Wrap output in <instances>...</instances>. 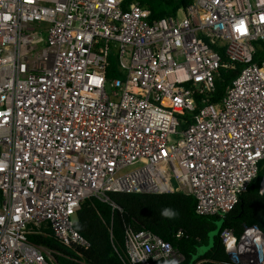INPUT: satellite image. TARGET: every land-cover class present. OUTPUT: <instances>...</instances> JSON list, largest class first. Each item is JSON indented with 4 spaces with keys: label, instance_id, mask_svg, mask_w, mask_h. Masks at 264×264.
Returning a JSON list of instances; mask_svg holds the SVG:
<instances>
[{
    "label": "built area",
    "instance_id": "built-area-1",
    "mask_svg": "<svg viewBox=\"0 0 264 264\" xmlns=\"http://www.w3.org/2000/svg\"><path fill=\"white\" fill-rule=\"evenodd\" d=\"M256 42L264 0H191L161 17L139 0H0V264H59L27 238L46 227L87 248L75 214L108 192L179 191L199 215L230 211L264 159ZM112 50L121 75L108 80ZM236 64L212 101L218 70ZM254 232L221 231L231 264H264ZM124 246L130 264L184 259L144 229Z\"/></svg>",
    "mask_w": 264,
    "mask_h": 264
},
{
    "label": "trees",
    "instance_id": "trees-1",
    "mask_svg": "<svg viewBox=\"0 0 264 264\" xmlns=\"http://www.w3.org/2000/svg\"><path fill=\"white\" fill-rule=\"evenodd\" d=\"M150 9L151 17H161L184 8L191 0H139ZM258 49L254 61L264 60V44ZM224 58V57H223ZM106 78L119 77L116 60L110 53L107 57ZM241 69L220 68L214 78L212 101H218L226 87ZM187 118L186 115L183 116ZM181 127H185L184 124ZM264 175V159L258 163L256 176L245 192L241 193L236 205L223 215H199L195 212V199L182 192L140 193L108 192V201L96 196L86 198L74 218V228L89 243L85 249L64 246L54 237L50 228L38 233H29L27 238L50 248L59 264H130L124 246V232L127 228L144 229L169 241L184 256L178 264H231L220 233L232 229L235 234L243 232L245 226L256 225L264 232V190L261 180ZM164 209L177 213L166 218ZM180 231L177 236L176 233ZM213 232L208 248L197 255L200 246L209 243V233ZM158 264V263H153Z\"/></svg>",
    "mask_w": 264,
    "mask_h": 264
},
{
    "label": "rangeland",
    "instance_id": "rangeland-1",
    "mask_svg": "<svg viewBox=\"0 0 264 264\" xmlns=\"http://www.w3.org/2000/svg\"><path fill=\"white\" fill-rule=\"evenodd\" d=\"M255 45L258 47L259 50L263 48L262 45L258 44V42H256ZM111 54H112L113 58L116 60V63H117V59H116V58H117V53H116V51H115V50H112ZM117 68H118V64H117ZM105 90H106V92H108V93L111 92V88H110V86H109V83H106ZM186 116H187V115H186ZM181 118H184V117L181 116ZM133 167H134V166L125 167V168H123V169H121V170L119 171V174L124 173V172H126V171H129V170H131ZM261 181H262V180H261ZM212 234H213V232H210V233H209V243L206 244V245L200 246V248L198 249V253H197V255L202 254V253L208 248V246H209L210 243H211Z\"/></svg>",
    "mask_w": 264,
    "mask_h": 264
},
{
    "label": "clouds",
    "instance_id": "clouds-1",
    "mask_svg": "<svg viewBox=\"0 0 264 264\" xmlns=\"http://www.w3.org/2000/svg\"><path fill=\"white\" fill-rule=\"evenodd\" d=\"M166 218H173L177 213L173 209H164L161 213Z\"/></svg>",
    "mask_w": 264,
    "mask_h": 264
},
{
    "label": "bare ground",
    "instance_id": "bare-ground-1",
    "mask_svg": "<svg viewBox=\"0 0 264 264\" xmlns=\"http://www.w3.org/2000/svg\"><path fill=\"white\" fill-rule=\"evenodd\" d=\"M263 184H264V179H263ZM252 239H256V240H262L264 242V238L262 236H260L259 233H253V235L251 236Z\"/></svg>",
    "mask_w": 264,
    "mask_h": 264
},
{
    "label": "water",
    "instance_id": "water-1",
    "mask_svg": "<svg viewBox=\"0 0 264 264\" xmlns=\"http://www.w3.org/2000/svg\"><path fill=\"white\" fill-rule=\"evenodd\" d=\"M263 179H264V175H263V177H262V181H261V187H263L264 186V184H263ZM264 189V188H263Z\"/></svg>",
    "mask_w": 264,
    "mask_h": 264
},
{
    "label": "crops",
    "instance_id": "crops-1",
    "mask_svg": "<svg viewBox=\"0 0 264 264\" xmlns=\"http://www.w3.org/2000/svg\"><path fill=\"white\" fill-rule=\"evenodd\" d=\"M176 192H179V191H176Z\"/></svg>",
    "mask_w": 264,
    "mask_h": 264
}]
</instances>
